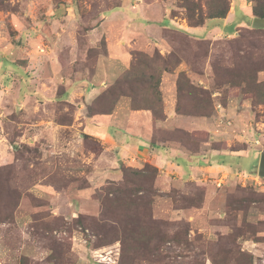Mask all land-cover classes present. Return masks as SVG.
<instances>
[{
	"label": "rangeland",
	"instance_id": "1",
	"mask_svg": "<svg viewBox=\"0 0 264 264\" xmlns=\"http://www.w3.org/2000/svg\"><path fill=\"white\" fill-rule=\"evenodd\" d=\"M227 1L211 18L214 0H0V264H264V28L253 1ZM119 8L129 25L107 41L100 23ZM138 9L156 13L146 33ZM111 50L117 71L94 90ZM149 72L156 120L128 96ZM176 86L207 127L155 124ZM119 100L199 161L136 177L154 165L104 152L94 130Z\"/></svg>",
	"mask_w": 264,
	"mask_h": 264
},
{
	"label": "crops",
	"instance_id": "2",
	"mask_svg": "<svg viewBox=\"0 0 264 264\" xmlns=\"http://www.w3.org/2000/svg\"><path fill=\"white\" fill-rule=\"evenodd\" d=\"M123 9L125 10V8ZM127 9H129L128 6ZM124 10L120 9L119 11L114 12L115 14L122 12L121 18H118L119 15H116L115 17L113 12H111L108 15H111L112 17L104 16V19L100 23V28H103V32H106L107 41L116 39L120 41V37L126 31L127 25H129L126 22L130 19V16ZM149 11H146L145 9L137 10V15L142 16L141 18H143V20L148 21L144 24L142 21L138 23L140 30L144 31L145 33L147 27H149L148 25H150L147 15L150 13L151 15L154 14L155 16L156 14L154 12L152 13L151 10ZM133 12L135 11L131 10V13L135 15ZM216 30L220 31L219 28H216ZM113 51L115 52V50ZM113 51L111 50V54H109V57L106 59L107 64L105 69L103 67L99 68L101 66V60H99V66L96 69V74L94 77H97L98 75L100 76H98L99 78L94 83L95 85H93L94 90H98L97 86L99 83H102L104 80L105 82L109 81V78L117 71L118 65L112 61L113 56H116L117 54H115ZM122 58L124 59L127 57L123 55ZM115 62H117V60ZM124 62L125 61H123V67L126 66L124 65ZM113 64H115L116 67H113ZM164 102L166 106L164 108L165 122L161 121L155 124H163V127L166 128L169 123H177L179 120H181L183 115L177 114L175 112V91L173 88L170 90V93L167 95V100L165 99ZM203 121L206 122L205 127H207L209 123L207 122L206 118L186 116V118L181 121L180 125L182 126V124L186 123L187 126L188 124L189 126H203ZM152 127L153 122L151 120L150 111L131 110L129 109L127 101L122 103V100H119L111 115L105 117L104 119L99 118L97 120L94 130H96L97 136L101 139V143L104 145V152L111 151L114 153L115 157L121 158L125 161L133 160L137 163L142 161L151 162V164L157 168L162 169L163 173L165 172V174H168L170 168H178V173H181V160L183 162L186 160V165L189 167H193L190 165V161H188L190 157L194 159L191 161H199L197 160L200 158L198 154H191L185 150H180L179 148L174 147L172 143L176 142L172 141L171 139H153L154 135ZM154 140L155 142L153 144L152 141ZM217 166L219 168L224 167V165ZM210 167L211 166L207 164V166H196L195 168L208 169Z\"/></svg>",
	"mask_w": 264,
	"mask_h": 264
},
{
	"label": "trees",
	"instance_id": "3",
	"mask_svg": "<svg viewBox=\"0 0 264 264\" xmlns=\"http://www.w3.org/2000/svg\"><path fill=\"white\" fill-rule=\"evenodd\" d=\"M253 1V6L251 8V11H252V14L253 16L255 17H260V18H264V0H251ZM215 3H213V8L211 7V10H210V16L211 18H223L225 17L226 13H227V10H228V1L227 0H214ZM187 9L189 10V12L191 11L190 9V6H186ZM191 18H188V21H191L190 20ZM162 70H166V67L162 68ZM126 73V71H125ZM141 86L138 88V87H135V90L134 92L131 91L129 93V97H130V100H131V107L133 108H138L139 106H137V101L139 102V100H136V98L140 99V102L141 104H143V107L141 108H145V109H150L151 113H152V119H158L157 116H155V113H156V110L150 106V104H152L150 101H147L144 100V99H147L150 98L156 94V95H160V90H159V84H160V73H158V77L157 75L155 74V72H149V73H142L141 74ZM157 77V79L155 78ZM131 79H129L130 81ZM138 80V79H136ZM128 83V80L125 78L123 79V81L119 80L116 82L115 84V90L118 91V95H121V94H125L127 95V92H125L123 89H122V86L123 85H126ZM118 84V86H117ZM119 89V90H118ZM176 96H177V100H176V104H175V112L177 114H183V115H186V116H192V117H209V115L207 113H205L204 111V108L202 106L199 105V103H197V108L196 110L190 112H184V111H181V107H180V104H179V98L180 96H182V94H180L179 90H178V86H176ZM119 97V96H118ZM118 97H115V99L117 100ZM162 98L159 100L160 103H162ZM144 103H145V106H144ZM146 104H149V105H146ZM162 107V106H161ZM161 113L163 115V117H165V114L163 112V107L161 109ZM173 140V139H171ZM148 169L150 170V172H154L155 174L157 173V168L155 166H152V165H145L144 168L142 170H136L134 171L133 173L135 174L136 177H138L139 179H143L145 176H146V172H148ZM127 171H128V174L130 173V169H124L122 170L123 172V182H124V185H127L128 183H132L131 180L128 179V176H127ZM148 176V175H147ZM121 189V188H119ZM141 189H143V187L141 186ZM124 190V191H123ZM123 190H119L118 195L119 194H124L126 192V188H123Z\"/></svg>",
	"mask_w": 264,
	"mask_h": 264
},
{
	"label": "water",
	"instance_id": "4",
	"mask_svg": "<svg viewBox=\"0 0 264 264\" xmlns=\"http://www.w3.org/2000/svg\"><path fill=\"white\" fill-rule=\"evenodd\" d=\"M253 28H264V18L254 17L252 20ZM257 173L264 178V152L260 153Z\"/></svg>",
	"mask_w": 264,
	"mask_h": 264
}]
</instances>
